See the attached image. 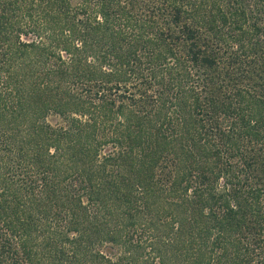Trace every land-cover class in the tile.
<instances>
[{"label":"trees","instance_id":"16d2710c","mask_svg":"<svg viewBox=\"0 0 264 264\" xmlns=\"http://www.w3.org/2000/svg\"><path fill=\"white\" fill-rule=\"evenodd\" d=\"M0 264H264V0H0Z\"/></svg>","mask_w":264,"mask_h":264},{"label":"rangeland","instance_id":"374dc122","mask_svg":"<svg viewBox=\"0 0 264 264\" xmlns=\"http://www.w3.org/2000/svg\"><path fill=\"white\" fill-rule=\"evenodd\" d=\"M51 119H52V118H51ZM51 119H50V120H51Z\"/></svg>","mask_w":264,"mask_h":264}]
</instances>
